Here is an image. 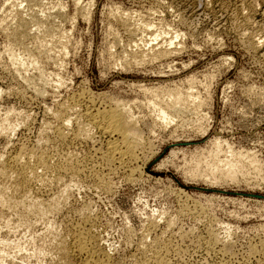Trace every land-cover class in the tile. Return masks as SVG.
<instances>
[{"label": "rangeland", "instance_id": "1", "mask_svg": "<svg viewBox=\"0 0 264 264\" xmlns=\"http://www.w3.org/2000/svg\"><path fill=\"white\" fill-rule=\"evenodd\" d=\"M263 30L264 0H0V264H83L81 231L102 264H264ZM81 94L132 117L130 169Z\"/></svg>", "mask_w": 264, "mask_h": 264}, {"label": "bare ground", "instance_id": "2", "mask_svg": "<svg viewBox=\"0 0 264 264\" xmlns=\"http://www.w3.org/2000/svg\"><path fill=\"white\" fill-rule=\"evenodd\" d=\"M244 1V0H243ZM254 3V2H253ZM114 14V13H113ZM120 14V13H119ZM122 14V13H121ZM116 16V15H115ZM120 16V15H119ZM124 16H126V15H124ZM119 19V18H118ZM32 20V19H31ZM22 22H24V21H22ZM124 22V21H123ZM34 23H36V21L34 22ZM25 24V23H24ZM24 24H23V26H24ZM143 27H149V24L148 25H145V26H143ZM152 27V26H151ZM154 31V30H153ZM161 31V30H160ZM264 31V30H263ZM148 32V31H147ZM167 33V32H166ZM149 34V33H148ZM158 34V33H157ZM158 35H156V37H157ZM177 37V36H176ZM61 38H63V37H61ZM65 38V37H64ZM256 38H258V37H256ZM174 39H175V37H174ZM264 39V38H263ZM63 40V39H62ZM255 41H257V40H255ZM261 41V40H260ZM263 41V40H262ZM261 41V42H262ZM152 42V41H151ZM167 42V41H166ZM61 43V42H60ZM156 43V42H155ZM259 43V42H258ZM263 43V42H262ZM172 43H170V45H171ZM154 45H156V44H154ZM257 46H258V44H257ZM166 47V46H165ZM164 47V48H165ZM260 47V46H259ZM149 48V47H148ZM160 48V47H159ZM163 49V48H162ZM254 49V48H253ZM141 51V50H140ZM150 52L152 51V49L151 50H149ZM154 54H152V56H155V57H161V56H167V54L169 53V51H167V50H161V51H158V52H153ZM137 54V53H136ZM140 54H142V53H140ZM148 55H149V53H148ZM169 55V54H168ZM144 56V55H143ZM151 57V56H150ZM140 58H142V55H141V57ZM148 58V57H147ZM146 59V58H145ZM144 59V60H145ZM160 59V58H159ZM142 60V59H141ZM143 61V60H142ZM153 61V60H152ZM139 64V63H138ZM18 71V70H17ZM35 91H37V90H35ZM40 91L41 90H39L38 92H36V93H38V95H39V93H40ZM42 92H43V90H42ZM41 92V93H42ZM84 92V91H83ZM83 92H82V94H83ZM44 93V92H43ZM89 93V92H88ZM35 94V93H34ZM81 94V97L80 96H78L77 97V99H79V100H81L82 102H84L86 105H87V103L89 104V106H87V112H86V116H87V118L89 119L88 121L91 123V125H88L87 127L89 128V126H93L94 128H98V130L102 133V135L104 134V135H107L108 137L110 136L111 138L112 137H116L115 139L113 138V140H111V141H107L108 143H107V146H106V153H105V157H104V159H105V162H107L108 164L109 163H116V164H118V165H120V166H123V167H129V166H131V163H133V160H134V158H136L135 156H134V149L136 148V150H137V145H139L138 144V142L139 141H141V137L139 138L138 136V129L137 128H133V124L134 123H132L131 121H130V118L132 119V117L130 116V118H129V116H127L128 117V120H127V117H125L126 116V112H125V110L123 109L122 110V108H121V110H119V109H115L116 108V106L113 108L114 110H108L107 112H103V111H98L96 114H93L94 113V111H93V113L91 112L92 110H93V108L92 109H90L92 106H94V103L95 102H93V99H91L92 98V96L91 95H88L89 97H83V95ZM92 94V93H91ZM177 94V93H176ZM80 95V94H79ZM40 96V95H39ZM84 96H86V95H84ZM80 97V98H79ZM174 97V96H173ZM75 99H76V97H75ZM75 99H74V101H75ZM189 99H192V94H186V95H181V94H177L172 100H173V104L174 105H178L179 104V102H185V101H188ZM72 102V101H71ZM76 102V101H75ZM79 102V101H78ZM73 103V102H72ZM172 104V105H173ZM75 105H76V103H75ZM82 105V104H81ZM172 105H171V108H172ZM181 105V104H180ZM86 107V106H85ZM104 107V106H103ZM119 106H117V108H118ZM121 107V106H120ZM168 108V107H167ZM166 108V109H167ZM173 108H175L174 110H176L177 108L174 106ZM181 108V107H180ZM63 109V108H62ZM85 109V108H84ZM162 109V108H161ZM164 109V108H163ZM179 109V108H178ZM182 109V108H181ZM65 110V109H64ZM86 110V109H85ZM91 110V111H90ZM95 110V109H94ZM97 110V109H96ZM170 110V109H169ZM67 111V110H66ZM167 111V110H166ZM168 113V112H167ZM170 113V112H169ZM175 114V113H174ZM57 115H59V114H57ZM56 115V116H57ZM62 115H64L65 116V114H63V112H62ZM166 115H168V114H166L165 113V111H163V110H160V116H161V119L162 120H165L167 117H166ZM85 116V115H84ZM60 116H58V117H56V119L57 118H59ZM66 118V117H65ZM65 118H63V117H60V120L61 121H59V123L61 122V125H64V126H67V124L70 122V118H67V119H65ZM58 120V119H57ZM74 120V119H73ZM134 121V120H133ZM166 121V120H165ZM72 122H74V121H72ZM71 122V123H72ZM87 122V121H86ZM89 124V123H88ZM60 125V126H61ZM62 127L63 126H61V129H62ZM64 128H67V127H64ZM137 129V130H136ZM12 130V129H11ZM14 130V129H13ZM78 130V129H77ZM88 130V129H87ZM86 130V131H87ZM59 131V130H58ZM61 132V130L59 131V133ZM140 133V132H139ZM63 134H60V136H62ZM73 135V134H72ZM71 135V136H72ZM87 136V134H84V132L83 131H81V130H78V131H75V133H74V135H73V139L76 141H80V140H83V141H85L86 140V137ZM142 136V135H141ZM72 138V137H71ZM140 139V140H139ZM78 141V142H79ZM82 142V141H81ZM143 142H141L140 143V145L142 144ZM140 147V146H139ZM21 149H22V147H21ZM25 149V148H24ZM217 150V149H216ZM24 151V150H23ZM30 152V151H29ZM33 152V151H32ZM26 153H28V152H26ZM99 156V155H98ZM137 156V155H136ZM26 157H28V158H26ZM30 157H31V160H32V158H33V161H34V163H33V165L31 164V166H30V164H29V160H28V162H27V160L25 161V162H22V159L23 158H26V159H30ZM8 161V160H7ZM104 161V160H103ZM7 163V162H6ZM8 163H9V166L10 167H13V168H18V170L21 172V174H22V176H24L25 178L28 176L29 178H30V176L32 177V179L35 177L36 179H38L39 180V178H38V174H37V170H39V169H41V170H39V171H44V173L45 172H49V170H51L50 169V166L49 165H51V164H49V160H48V156L46 157L45 155H44V153H41V154H36V153H31V154H28V156H27V154H24L21 150H20V152L19 153H16L15 155H13L10 159H9V161H8ZM54 163V162H53ZM65 163V162H64ZM68 163V162H67ZM107 164V165H108ZM6 165V164H5ZM4 165V166H5ZM67 165V164H66ZM118 165H116V166H118ZM56 166V165H55ZM10 167H7V168H10ZM95 167V166H94ZM98 167V166H97ZM119 167V166H118ZM5 168H6V166H5ZM52 168V167H51ZM75 168V167H74ZM101 168V167H100ZM56 169V168H55ZM67 169V168H66ZM68 169H70L71 170V167L69 166L68 167ZM124 169V168H123ZM126 169V168H125ZM129 169H130V167H129ZM131 169H133V168H131ZM2 170H3V168H2ZM15 170V169H14ZM10 171V170H9ZM16 171V170H15ZM28 171H30V174L28 175ZM42 171V172H43ZM72 171V170H71ZM75 171V170H74ZM73 172V171H72ZM131 172V171H130ZM129 172V173H130ZM228 173H229V175H227V176H229L230 178L232 177H234V175H235V172H236V166L234 165V166H229V168H228V171H227ZM19 173V172H18ZM65 173V172H64ZM93 173V172H92ZM20 174V173H19ZM40 174V173H39ZM42 175H43V173H41ZM47 174V173H46ZM52 174V173H51ZM41 175V176H42ZM93 175V174H92ZM91 175V176H92ZM45 176V175H44ZM43 176V177H44ZM28 177H27V179H26V181L28 180ZM42 177V178H43ZM24 178V179H25ZM96 178V177H95ZM35 179V180H36ZM41 179V178H40ZM45 179V178H44ZM22 180V179H21ZM47 180V179H46ZM97 180V179H96ZM28 181H31L30 179L28 180ZM27 181V182H28ZM48 182V181H47ZM74 231V230H73ZM82 232V231H81ZM77 233L76 235H73V237H74V239H73V241H74V247H73V251L72 252H74V253H76V255H79V256H85V260H83L84 261V263L83 264H102V263H100V262H98V261H95V260H92V259H90L91 258V256H92V252L93 251H90V249H89V246H88V242H86V237H84V235H83V233ZM85 234V233H84ZM95 251V250H94ZM94 256V255H93ZM90 257V258H89ZM108 257V256H107ZM153 264H167V263H165V261H164V259L163 258H161V256L159 257V256H157L156 258L153 256ZM97 259V258H96ZM101 261V260H100ZM102 262V261H101Z\"/></svg>", "mask_w": 264, "mask_h": 264}]
</instances>
